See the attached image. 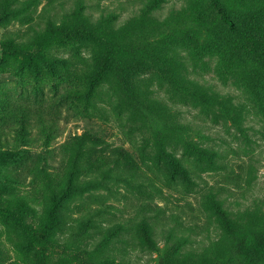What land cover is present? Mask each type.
<instances>
[{"label":"rangeland","instance_id":"374dc122","mask_svg":"<svg viewBox=\"0 0 264 264\" xmlns=\"http://www.w3.org/2000/svg\"><path fill=\"white\" fill-rule=\"evenodd\" d=\"M220 1L233 28L213 0H0V204L23 203L37 227L58 215L43 246L0 216V264H157L146 230L192 264L225 243L215 204L262 216L264 0ZM101 16L100 35L77 33ZM120 78L212 160L153 131Z\"/></svg>","mask_w":264,"mask_h":264},{"label":"trees","instance_id":"16d2710c","mask_svg":"<svg viewBox=\"0 0 264 264\" xmlns=\"http://www.w3.org/2000/svg\"><path fill=\"white\" fill-rule=\"evenodd\" d=\"M216 4L218 11L221 14V18L225 23L229 24L232 28L234 27L233 22L228 17L226 8L220 0H213ZM106 19V17L101 16L99 20L95 22V27H89L85 22H82V29L78 30L77 33H86L90 37H96L98 34L102 33L101 24ZM141 32V31H140ZM106 33V32H105ZM131 38L133 35H138V32L131 30ZM59 34H50V38L57 39ZM65 39V38H64ZM3 59H16L19 56V50L14 39L7 37L3 42ZM130 43H124V46ZM122 45V44H121ZM110 55L107 56L105 62L93 76L90 82L89 89H93L98 83L101 76L107 70L109 66ZM120 80H122L120 78ZM123 81V80H122ZM125 93L131 97V100L135 105H140L139 111L146 115V119L149 122V127L155 131L159 132L161 136L166 133L177 134L182 137V139L189 145H193L195 149L199 152L198 156H205L212 160L211 153L205 149H201L194 144L189 143L186 139L188 135V127L178 121L175 118L172 119L173 114L167 107H151L143 102L139 96L129 88V86L123 81ZM135 97V98H134ZM147 108H146V107ZM152 116V118H151ZM163 159L167 162L172 173H177L184 178L190 177L189 168L182 162L181 159L172 155L168 152L162 145L158 147ZM61 200V199H60ZM216 212L218 213L219 219L221 221V227L225 233V243L222 246L216 244L212 247L210 253L206 256H202L198 260L194 261L192 264H264V212L262 216L259 215L256 219L250 218H236L233 213L223 209L219 204L214 205ZM32 210L26 207L23 203L21 204H0V216H12L15 218L17 223L24 229L29 239L39 245L43 246L50 243L51 229L56 226L58 215L55 207H51L48 211L47 223L41 227L35 226L32 222H29L31 218ZM144 241L150 246L155 252L158 253L157 264H181L176 259L170 258V252H165L164 248L155 245L153 238L148 230L144 236Z\"/></svg>","mask_w":264,"mask_h":264}]
</instances>
